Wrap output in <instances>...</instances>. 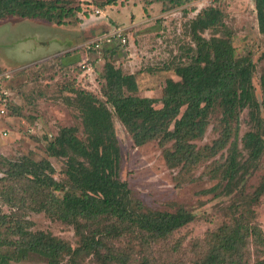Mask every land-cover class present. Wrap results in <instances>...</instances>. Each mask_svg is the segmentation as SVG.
I'll return each instance as SVG.
<instances>
[{
    "label": "rangeland",
    "instance_id": "obj_1",
    "mask_svg": "<svg viewBox=\"0 0 264 264\" xmlns=\"http://www.w3.org/2000/svg\"><path fill=\"white\" fill-rule=\"evenodd\" d=\"M41 1L71 9V13L61 23L18 16L0 20V74H10L4 80L11 99L8 105L0 104V110H5L0 111V177L5 179L0 183V212L28 220L32 231L50 233L76 248L80 241L73 226L45 211L34 212L30 203L21 201L25 181L14 177L8 161L48 159L56 170L54 177H65V160L50 157L47 146L64 127H77L79 136H85L76 91H89L105 100V50H117L110 62L135 75L141 96L159 99L168 79L180 80L173 68L193 55L192 21L202 9L216 7L225 14V27L200 35L210 39L229 30L237 56L249 55L256 65L253 84L263 102L264 35L259 32L255 0H181L183 5L177 4L179 0H118L115 5H105L107 0ZM117 31L124 35L125 44L118 39L98 49L91 45L97 37ZM221 118L220 112L210 115L197 147L212 146L221 137ZM261 118L264 130V107ZM114 126L122 156L120 176L133 197L150 209L175 212L185 208L195 216L168 240L150 244L138 238L123 240L119 246L132 250L135 264H196L213 245L212 239L236 222L252 223L264 233V196L251 201L264 176V149L238 188L228 193L220 176L232 143L236 141L242 150L243 138L255 130L249 110L242 113L236 129L234 125L231 143L194 166L171 165L158 141L138 146L117 118ZM249 247L253 256L250 259L247 254V261L254 264L257 257L251 239ZM7 248L0 246V253ZM9 264H46V260L31 255Z\"/></svg>",
    "mask_w": 264,
    "mask_h": 264
},
{
    "label": "trees",
    "instance_id": "obj_2",
    "mask_svg": "<svg viewBox=\"0 0 264 264\" xmlns=\"http://www.w3.org/2000/svg\"><path fill=\"white\" fill-rule=\"evenodd\" d=\"M117 1L107 0L105 5H115ZM177 4L184 3L179 0ZM255 9L259 32L264 35V0H255ZM70 13L71 9L41 0H0V20L18 16L61 23ZM224 18L225 14L216 7L199 12L192 21L196 43L193 55L173 68L180 80L168 79L159 99L141 96L135 75L124 73L110 62L117 50H105V100L89 91H76L75 102L81 111L85 136H79L77 127H64L47 146L50 157L65 160V177H54L56 170L48 159L8 161L14 177L25 181L21 201L30 203L34 212L45 211L73 226L80 242L73 248L50 233L32 231L28 220H16L17 216L0 212V246L8 247L6 253H0V264L26 260L31 255L43 257L46 264H135L132 250L119 246L123 240L138 238L147 244L168 240L195 220L185 208L175 212L154 210L133 197L128 183L120 176L122 156L115 118L126 127L136 145L158 141L166 149L171 165L194 166L216 156L231 143L234 125L236 129L242 113L249 110L255 130L243 138L242 150L236 141L232 143L220 174L228 193L240 186L264 149V100L259 101L253 84L256 65L249 55L237 56L229 30L210 39L200 35L210 29L221 31ZM261 83L264 89V73ZM7 85V80L0 84V104L11 101L9 95L3 94ZM159 102L162 107L157 108ZM215 112L222 115L221 137L212 146L199 148L196 141L204 137L210 115ZM4 181L0 177V183ZM263 196L264 176L251 201L258 202ZM250 239L257 257L254 264H264L261 228L237 222L212 239L213 245L196 264H251L246 256H253Z\"/></svg>",
    "mask_w": 264,
    "mask_h": 264
},
{
    "label": "built area",
    "instance_id": "obj_3",
    "mask_svg": "<svg viewBox=\"0 0 264 264\" xmlns=\"http://www.w3.org/2000/svg\"><path fill=\"white\" fill-rule=\"evenodd\" d=\"M118 39L121 40L122 43H124V44L126 43V39H125L124 35H122V33L120 31L119 32L117 31V32L107 33V34H104L100 37H97L95 40L92 41L91 45L98 49L103 44L111 43L113 40H118ZM9 76H10V74H6V75L0 74V84L2 82H4V79L8 78ZM3 94H4V96L9 95L8 90H5ZM0 99H1V96H0ZM0 111H1V113H5L4 109H1Z\"/></svg>",
    "mask_w": 264,
    "mask_h": 264
}]
</instances>
